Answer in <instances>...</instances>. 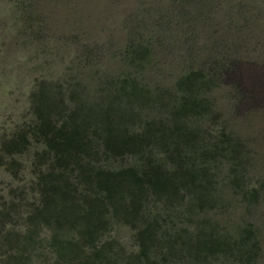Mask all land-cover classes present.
<instances>
[{"label": "rangeland", "instance_id": "1", "mask_svg": "<svg viewBox=\"0 0 264 264\" xmlns=\"http://www.w3.org/2000/svg\"><path fill=\"white\" fill-rule=\"evenodd\" d=\"M0 0V144L35 120L34 95L41 90L67 112L77 107L100 136L97 160L110 169L142 163L149 153L111 156L100 122L109 118L127 132L150 122L185 126L190 158L209 165L215 201L201 213L192 195L180 201L150 198L147 214L157 220L162 241L155 264H264V0ZM33 15V14H32ZM134 44L132 47L131 45ZM199 71L202 112L179 110L180 79ZM137 79L151 91H133ZM33 141L17 156L14 174L0 166V264H53L50 227L39 226L34 245L24 240L40 200L37 152ZM165 148L152 151L165 160ZM211 223V224H208ZM137 228L115 222L105 239L114 240L110 264H126L139 251ZM226 236L207 258L186 245L197 232ZM248 251L242 256V239ZM238 242L239 244H237ZM251 252V253H249ZM251 257L247 262V258ZM16 260V262H15Z\"/></svg>", "mask_w": 264, "mask_h": 264}, {"label": "trees", "instance_id": "2", "mask_svg": "<svg viewBox=\"0 0 264 264\" xmlns=\"http://www.w3.org/2000/svg\"><path fill=\"white\" fill-rule=\"evenodd\" d=\"M26 8L30 16H39L33 0ZM201 78L199 71L190 70L180 79L178 86L183 90L180 97H175L179 110L188 114L205 109L197 93L203 84ZM131 80L133 91L151 95L137 79ZM64 106L63 101L54 102L47 91L41 90L34 95L35 120L1 141L0 166H6L14 174L20 165L18 155L27 151L33 141L44 146L36 154L40 200L31 217L34 229L19 241L25 246L34 245L39 226L44 224L53 231L50 244L56 254L53 264H110L114 240L105 237L115 222H124L137 228L139 242V251L126 264H155L153 249L162 239L158 236L157 220H150L147 214L150 198L174 202L191 192L192 208L197 213L206 211L215 201L210 191L209 165L192 160L183 143L168 141L173 135L177 139L184 136L191 139L193 132L186 126L170 128L166 121H161L129 133L113 120L102 119L103 144L111 156L149 153L142 163L110 169L97 162L102 150L100 134L90 117L80 107L67 112ZM155 143L165 148V160L152 151ZM2 218L0 212V223ZM250 238L251 232L246 231L240 243L242 256L252 250L246 245ZM230 244L226 236L200 231L186 245L196 257L204 253L207 258L225 246L231 247ZM26 254V260L31 262V255ZM16 257V264H30L23 256Z\"/></svg>", "mask_w": 264, "mask_h": 264}]
</instances>
